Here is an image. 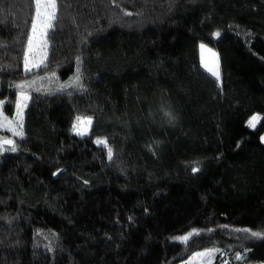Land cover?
I'll list each match as a JSON object with an SVG mask.
<instances>
[{
    "label": "trees",
    "instance_id": "1",
    "mask_svg": "<svg viewBox=\"0 0 264 264\" xmlns=\"http://www.w3.org/2000/svg\"><path fill=\"white\" fill-rule=\"evenodd\" d=\"M56 2L25 71L35 0H0V100L31 94L0 152V264H176L213 245L264 262V119L247 123L264 117V0Z\"/></svg>",
    "mask_w": 264,
    "mask_h": 264
},
{
    "label": "rangeland",
    "instance_id": "2",
    "mask_svg": "<svg viewBox=\"0 0 264 264\" xmlns=\"http://www.w3.org/2000/svg\"><path fill=\"white\" fill-rule=\"evenodd\" d=\"M49 29L50 28L38 27L35 34L32 31V35H31L32 47H31V50L28 49V52H27L28 62H27L25 71L38 68L39 66L44 64V62L46 61L48 47H49V42L47 39V32ZM201 45H203L204 47L201 48ZM199 53H200L202 67L212 76H214L216 79L217 77L213 75L212 72H210L208 69L211 68L214 71H218L219 73L218 80H221V59H220V55L218 51L209 47L205 43H201L199 45ZM41 61H43V63H41ZM205 63H207L208 65L207 68L205 67ZM33 64L37 66L33 67ZM27 84H30L32 87H38V86L45 85L42 81H28ZM30 99H31L30 92L21 91L18 94L14 107L11 110H7L5 108V101L0 100V112H2L4 115H7L9 119H13V120L17 119V115H16L18 111L17 106L23 105V107L19 109V111L22 114L23 134H24V126H25V112L30 102ZM253 115H258L260 117H263L261 113H255ZM261 121L262 119L256 124V127L260 124ZM79 127H80V131L83 132L86 126L80 125ZM90 128L91 126L87 128V131L84 134H87L90 131ZM76 132L78 133V131ZM7 133H10L12 136H14L11 131H8L7 129H4V128H0V141H2L4 138H12L11 136H7ZM11 147H12L11 145L4 144L3 147L0 148V152L9 151ZM210 251H211L210 256L198 255L201 253H208ZM238 256L240 257V259H237ZM176 264H264V262L254 261L250 259L249 250L233 251L232 249H229V248H225L219 245H213V246L205 247V248L195 251L194 253L189 255L186 259H183L177 262Z\"/></svg>",
    "mask_w": 264,
    "mask_h": 264
},
{
    "label": "snow or ice",
    "instance_id": "3",
    "mask_svg": "<svg viewBox=\"0 0 264 264\" xmlns=\"http://www.w3.org/2000/svg\"><path fill=\"white\" fill-rule=\"evenodd\" d=\"M56 10H57L56 0H35V19H34V22L32 24V30H33L34 34H35L38 27H41V28H51L52 27V22L56 18ZM215 35L219 36L220 33L217 32ZM31 47H32V41L29 40V50H31ZM203 47L204 46L201 45V48H203ZM25 60H26V66H27L28 58L26 57ZM41 63H43V61H41ZM35 66H37V65L33 64V67H35ZM205 67L206 68L208 67L207 63H205ZM208 70L210 72H212V74L215 75L217 77V79H219L218 71H214L211 68H209ZM79 71H80L79 68H77V76L74 78V80L69 85H65V87L73 86V85L82 86L79 84V81H80ZM19 87H23V85H20ZM17 107H18V111L16 114L17 119H15V120L9 119V117L7 115H4L2 112H0V128L7 129L8 131H11L14 136H20L22 138L23 137V131H22L23 121H22V114L19 111V109L22 108L23 105H18ZM261 119H264V117H260L258 115H253L249 119L248 125L250 127L255 128L256 124ZM76 121H77V124L74 125V130L78 131L79 134H84L87 131V128L90 127L92 124V118L91 117H80V116H78V117H76ZM13 125H15V126H13ZM80 125L86 126L84 128L83 132L80 131V127H79ZM97 143L103 144L105 146L107 145L106 140H98ZM4 144L11 145L12 147L10 148V150L16 151L15 143L12 139L4 138L2 141H0V148H2ZM108 155H109V158H111L112 149L110 147L108 148ZM197 170L198 169H194V171H197ZM245 231H248V230L245 229ZM192 235H193V233H189L187 236L176 237L175 239L180 240L182 242H187V240ZM252 235L260 236L262 234L253 232ZM198 255L210 256L211 251L208 253H201ZM237 259H240V257L238 256Z\"/></svg>",
    "mask_w": 264,
    "mask_h": 264
},
{
    "label": "water",
    "instance_id": "4",
    "mask_svg": "<svg viewBox=\"0 0 264 264\" xmlns=\"http://www.w3.org/2000/svg\"><path fill=\"white\" fill-rule=\"evenodd\" d=\"M260 139H261L262 144L264 145V131H263V133L261 134ZM12 140H13V139H12ZM13 141H14V140H13ZM58 173H59V172H57L56 175H57Z\"/></svg>",
    "mask_w": 264,
    "mask_h": 264
},
{
    "label": "crops",
    "instance_id": "5",
    "mask_svg": "<svg viewBox=\"0 0 264 264\" xmlns=\"http://www.w3.org/2000/svg\"><path fill=\"white\" fill-rule=\"evenodd\" d=\"M218 80V79H217ZM218 81H220V80H218Z\"/></svg>",
    "mask_w": 264,
    "mask_h": 264
},
{
    "label": "bare ground",
    "instance_id": "6",
    "mask_svg": "<svg viewBox=\"0 0 264 264\" xmlns=\"http://www.w3.org/2000/svg\"><path fill=\"white\" fill-rule=\"evenodd\" d=\"M61 172V171H60Z\"/></svg>",
    "mask_w": 264,
    "mask_h": 264
}]
</instances>
